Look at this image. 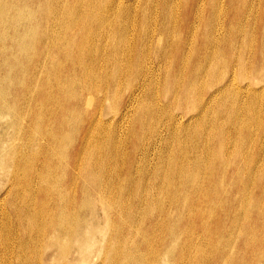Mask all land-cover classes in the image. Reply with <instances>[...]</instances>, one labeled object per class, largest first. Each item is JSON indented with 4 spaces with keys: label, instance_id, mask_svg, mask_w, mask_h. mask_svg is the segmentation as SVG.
Masks as SVG:
<instances>
[{
    "label": "bare ground",
    "instance_id": "1",
    "mask_svg": "<svg viewBox=\"0 0 264 264\" xmlns=\"http://www.w3.org/2000/svg\"><path fill=\"white\" fill-rule=\"evenodd\" d=\"M19 1H17V2H19ZM45 1L48 2V0H44V2ZM119 1L110 0L109 3L107 4V6L105 7V12L102 13L103 16H101V21L99 22L100 27H99V31H98V33H99L98 37H100V40H102L104 38V41L102 40L98 44L95 43L96 45H94V46H92L91 44H90L91 46L89 45L88 50H87V57H89V61H90L89 65L88 66L82 65L79 72L76 73V75H73L74 74L73 73L72 74L73 76L70 77L72 85L76 84L77 90L73 94L65 95V98L60 97V99L55 100V103H56V105H54L56 107L55 115L54 114L49 115V117H48L49 121L46 124L47 127L46 126L42 127V129H45L44 130L45 132L43 134H41L42 137H40V139L37 142H35L36 144L34 147L32 146L31 152L27 151L26 154L21 153L20 155L17 156L16 159H18L19 161H22V162L24 161L23 159L26 158L27 155L30 157V160H28L29 163H27V170H26L27 174L25 176H20L19 174H15V173H13L12 176L7 175V176H9L8 177L9 178L8 183L10 185L8 184L9 186L7 188L6 194H8L10 196L13 194V196H15L16 193H22V192L25 193V196L23 197L24 203H22V204L20 203L21 205L19 204L18 206H17V204L16 205L14 204L13 200L11 199L12 197L11 198L9 197V199L7 201L9 209L2 210L1 211L2 214L0 216V218H1L0 220L2 221V223L4 225H5L4 222H6V221L9 222L7 224L8 225L7 228L10 227V224H12L13 227L14 226L17 227V230H18V234H16L17 235L16 236L17 237L16 242H17V248H18V255L17 256L13 255V256H16V258L11 256L12 258L16 259V261L13 260V262H16L14 264H42V263H40L41 259H43L41 257H42V255L46 256L48 254V253H46L47 250H44L42 253H40V256H38L39 259L37 257L35 259V254L33 256H32V254H30V255L28 254V248L30 249L32 246H37L38 243H41L42 245H44L48 248L59 246L58 248L60 249V251L62 253H68L69 250H67L68 249L67 243H68L70 236H71V238L74 237V240L72 241V243L74 244V242H75V244H76V246H75L76 249H74V251L75 250L76 251H78V250L82 251L83 248H86V249L90 248V250H91V248L93 247L92 242L96 241L95 238H93V236H92V235H94L93 230H95V229L94 228L92 229L89 227L90 222H89V219L87 218V215H88L87 211L90 212V210H92V211L94 210V213H95L97 210L96 208H98L99 206L102 209L104 207L105 208L107 207L105 199H104L105 198L104 196L106 194L105 192L107 190H109L110 193H112L109 196H107V197H111V198H113L116 195V194L113 195L114 193L118 194L120 192L121 193L127 192V193L134 194L135 201H137L136 205L135 204H134V206L132 205V210L134 212H137L140 210L139 207H140L141 202H142V204H144L142 209L143 208L148 209V210L151 209L150 207L153 206V205L152 206L150 205L151 204L150 203L151 196H150V198L147 196H148L150 191L152 192L154 190V188H157V187L153 186L154 184L152 183V182H154L152 180V178L153 177L155 178V176H157V175L155 173V176H154V173L149 172V170H143L144 168L140 164V162H142V163L148 162L149 163L150 162L149 158H151V157L147 156L148 153L146 155H145V153L144 154L142 153L143 155H140L139 159H138V156H137L138 152L137 151L144 144H147L146 148H150V146L152 148L153 147L155 148L156 145L159 144V145H161L160 149L164 148L165 150L168 149V151H171V154H169L168 156H164V160H166L167 162L170 161L169 163L173 167V170L177 171L178 173L180 172V174H182V173L184 175H186L187 173L189 174L191 171V169H190L191 165H186L185 162H183L184 158L182 156H184V155L181 156L180 154H183L186 151H196V143L192 140H190L191 142L187 141V139H188L187 137L190 136L189 135L190 134L189 133L190 128H193L195 130V133L197 134L196 138H198L199 141H200V139L203 140L205 138V136H206L207 140L209 142L211 140L212 143L214 142L213 141L214 139H217L219 149L222 151L221 156H223L224 158H230V157L232 158V157L238 156L239 158H236V161H239L242 164V166L244 168V173H246V171L250 172L249 169L256 170L258 168L259 176L257 175V172H256V174H254V175L252 174L253 178L255 177V175L257 176L256 177L257 180L261 177L264 178V154L259 155V152H257V151H260L261 149H263L264 145L262 144L261 146H257L256 142L250 143V140H249L248 147L252 146L255 152L249 151L248 153H247V151H245V149H242L241 143H240L241 145L238 144V145L231 146L230 142L232 143V139H230L231 135L229 136V133L231 131H234V133H235V132H239L242 130V132H246V133L250 134L251 127H249V124H244L243 122L238 123V126H236L235 124H232V125L229 124L233 127L231 129H230V127L227 126V123H229V121H230L228 119L229 116H233V115H251V116L252 115H264V97H262L261 101L258 100L260 97V93L262 91H264V12L260 11L258 9V7H256V10H254L256 12L252 13L254 6H252V10L251 9L248 10L246 8V5H247L246 1L241 2L240 7L238 5L236 7H234V5H232V3L235 0H219L221 2L222 6H225L223 8V12L221 14L222 18H224V24L222 26L219 24V19H220V18H218L219 17V15H218L219 11L217 10V12H216V10H215L216 6H217L216 2L218 0H183L182 4L179 3V5H182V8H181L182 10H180V9L177 10V8L175 9L174 8L175 6L174 7L172 6L171 9H170V7H169V9L168 8L164 9V6H162V10H159L158 8H154V9L151 8V10L153 9L151 11V13L153 14V17H152L153 21L150 24H148L147 26H144L142 28L136 27L133 42L128 41V42H130V44H128L126 46L127 49L123 52H120L119 50L121 49V47L119 48V45H118L120 42H118L116 40V37L111 38L112 35H114V34L111 35L110 27L115 25V21H114L115 19H108L107 20V18H105V16L108 17L111 13H113L114 15L116 13V15L118 16V14H119L118 11H120L119 5L122 4L121 1L120 2ZM136 1H139V0H136ZM149 1H151V0H149ZM63 2H65V0ZM145 2H147V0H145ZM166 2L167 1H164L165 5L167 4ZM171 2H173V1H171ZM133 3H134V1H133ZM4 4H2V5H4ZM252 4H253V2H252ZM48 5H51V4H48ZM167 5H170V4L168 3ZM257 5H258V3H257ZM142 6H144V5H142ZM154 6H156V5H154ZM157 6H160V4ZM229 7L232 8L231 12H230ZM8 8H9V6H8ZM45 8H46V6H45ZM61 8H63V6ZM56 10H57V8H56ZM206 11H208V16L205 17L204 12H206ZM148 13H150V12H148ZM250 13L252 16L257 17L260 20V22H257L256 20L251 21L253 23V27L257 26V28H261V31L258 35H256L255 30H252V31L247 30V29L245 30L243 28V26H240L239 19L237 20V22L235 21L236 18L240 17L238 15H248ZM12 14H13V12H12ZM142 14H143V12H142ZM139 15H140V13H137L134 11V14H133L134 21L136 19H138V20L142 19V16H139ZM66 17H68V16H66ZM213 17H214V20H213ZM46 18H48V17L46 16ZM110 18H111V16H110ZM43 20L46 21L45 18ZM48 20H49V18H48ZM246 20H247V18H246ZM142 21L143 20L139 21V23H141ZM234 21H235L236 25H235ZM135 23H137V22L135 21ZM22 25H23V23H22ZM233 25H235V26L232 28ZM1 26H3V25H1ZM138 26H139V24H138ZM140 26H141V24H140ZM14 33H16V32H14ZM121 36H122V34H121ZM111 39H112V41H111ZM128 39H130V38H128ZM245 39H247V40H245ZM35 43H36V41H35ZM13 44H15V43H13ZM126 44H127V42H126ZM10 46H11V44H10ZM47 47L48 46H46V48ZM35 48H38V47H35ZM2 49L3 48H1V50ZM55 49H56V47H55ZM56 51H57V49H56ZM11 52H13V51H11ZM72 52H74V51H72ZM106 52H109V54H110V52L111 53L113 52L111 54V58L104 55ZM119 54L122 56V59L119 58L120 57ZM85 57H86V55H85ZM192 57H193V59H192ZM35 58H37V57H35ZM78 58H79V56H78ZM108 58H109V60H111V62L108 61ZM146 58H147L149 63H151V62L152 63L149 65H144ZM4 61H6V60H4ZM70 61H71V59H70ZM28 64H31V63H28ZM112 64H114V66H115V68H113V69H111L112 67H114V66H112ZM219 64H222L224 68L218 67ZM16 65H18V64H16ZM20 65H21V63H20ZM32 66H34V65H32ZM109 66H112V67L110 68ZM105 67H108L109 69H105ZM128 67H131L132 69H134V71L136 73H142V77H141V80L139 82H135L133 84V80H131V82L126 84L125 87L122 88V90L117 89L115 91L116 95H120V97H119L120 103L117 105V108L114 110V113H116L119 116V120L124 121V119L126 117H128L129 122L131 121V126L127 132L132 131L131 134L133 137L130 138L128 141H125V138L122 139V137H120L121 135H119V137H117L116 139H113L116 136H118L116 134V130L113 129V130L108 132L107 130H109L110 128L107 125L110 123H108L107 121L104 122L102 119V114H103L102 111H103L104 99L106 96L105 94L107 91V86H104L103 83L101 84V80H102L103 73L104 74L109 73V75H111L113 73V71H115V73L122 74V73L126 72ZM160 67H162L161 71L162 70L165 71V72L163 71L164 72V78H163L164 81H162L161 83L159 82L160 78L158 79L160 72L157 71V73L155 74V70L159 69ZM69 68H70V70L71 69L73 70V69H75V65H70ZM67 69H68V67H67ZM104 69H105V71H104ZM23 72H21V73H23ZM50 72H51V70H50ZM4 73H6V71ZM44 73H46V72H44ZM176 75H178L177 78H175ZM251 78H258V79H262V80H253ZM23 79H24V77H23ZM32 79H33V77H32ZM35 79H37V78H35ZM41 79H43V78H41ZM67 79H69V78H67ZM120 80H122V79H120ZM244 80H252V81H250L249 83H246L243 87H241V85H239L237 82L238 81H244ZM107 82L108 81H106V83ZM260 82L263 86L262 89H259V87H252V84H257ZM41 83H42V81H41ZM215 83H216V85H215ZM65 84H66L65 82L59 81L57 83V86L60 90L61 89L65 90V88H66ZM11 85H13V84H11ZM30 85H31V83H30ZM108 85H111V84H108ZM2 86H3V88H6V87H4V85H2ZM2 86H1V88H2ZM16 86H18V85H16ZM23 87L24 86H22L21 88H23ZM13 88H15V87H13ZM33 88H35V86ZM160 88H163V92L161 94L158 93ZM15 89H17V88H15ZM255 89H259V90L255 91ZM144 90H147V92H144ZM29 91H31V90H28V92ZM124 92H127V97L125 98L124 103L121 105V99H122ZM44 93H45V91H44ZM17 97H16V99H17ZM67 97H70L71 100L68 99ZM110 97H111V95H110ZM4 98H6V97H4ZM162 99L166 100L165 103H163V104H162ZM191 99H193V102L190 101ZM48 100H50V99H48ZM185 101H188V103H189V105H188L189 110L188 111L187 110L182 111V108H184L183 104ZM34 102H35V100H34ZM42 104L43 103H41V105ZM120 106H122V108ZM27 107H28V105H27ZM41 109H43V108H41ZM173 109L180 110V112L175 113L173 111ZM161 110L163 112H157V111H161ZM226 110H227L226 114L228 115L227 120H229V121L225 125L223 120L221 122H217L216 115H218L221 112L224 114V112ZM261 111H263L262 114H261ZM20 114H22V113H20ZM223 114H221V115H223ZM4 115H6V114H4ZM4 115H2V116H4ZM146 115L147 116L149 115V117H151V121L147 124H146V121H147ZM161 115H166L165 116L166 119L164 121H161ZM193 115H196L195 118H193V119H195L194 123L188 124V127L184 128V129H178L177 126L173 125L174 122L181 120L184 117L187 118L188 116H189L188 118H191ZM43 116H44V113H43ZM201 117H204V118L200 120ZM188 118H187V120H189ZM109 120H111V119H109ZM235 121H236V119H235ZM106 123H108V124H106ZM21 124H22V122H21ZM114 124H116V123L114 122ZM41 125H44V124L42 123ZM251 125H253V124H251ZM205 129L208 130L207 135H209L210 137L205 135V133H204ZM24 130H26V129H24ZM145 131H147L148 133L145 134ZM182 133L185 135V138L183 140L180 137V134H182ZM191 135H193V133H191ZM27 136L30 137L31 134L27 135ZM174 136H176V138L178 136V138H177V141H175L176 142L175 145H171L172 143L170 144V137L174 138ZM237 136H239V135H237ZM182 137H184V136L182 135ZM42 138L44 140H42ZM173 138H172V140H173ZM103 140H105L108 143V145L104 141L105 144L102 146ZM233 140H234V138H233ZM41 141H43V142H41ZM201 144H203V143H201ZM12 146H15V145H12ZM248 147L246 150H248ZM2 148H4V147H2ZM18 148H20V146ZM210 150H211V148H210ZM202 151H203V149H202ZM166 152L167 151H165V153ZM200 152H201V150H200ZM168 153L169 152H167V154ZM250 153H252V154H250ZM117 156H118V158H121V160L123 162L120 160L121 163H118L117 162L118 160H117L115 165H114V164H112V162L114 161L113 160L114 158L118 159V158H116ZM186 158H188V157L186 156ZM202 158H204V157H202ZM202 158L200 155L197 156V159H202ZM210 158H211V156H210ZM7 159H8V157H7ZM38 159L40 160V163H39L40 166H38L37 163L35 162ZM164 160H162V161H164ZM196 161H198V160H196ZM153 162H155V161H153ZM167 162H166V164H167ZM188 162L189 161H187V163ZM166 164L165 165L163 164V165L166 166ZM6 167H7V165H6ZM139 167H142L143 169L139 168ZM219 167H220V165H219ZM51 168H53L54 170L56 169V170L61 172V174L59 176L58 175H55L56 177L53 176V178H54L53 180H50V178L48 177V175H50V169ZM58 168H60V169H58ZM156 169H158V168H156ZM163 170H164V168H163ZM173 170L171 171V167H170V171L173 172ZM157 171H159V170H157ZM165 171L163 173H161L162 176H160V177H163L162 180L168 177V175H167L168 172L167 171L165 172ZM153 172H155V171H153ZM148 174H149V178L147 179L146 182H143V180H142L143 176L148 175ZM175 174H176V172H175ZM173 176H175V175H173ZM173 176H171V178H169V179L174 178ZM217 176H219V175H217ZM180 178H182V177L180 176ZM215 179H216V177H215ZM179 180L180 179H178V181ZM0 181H1V179H0ZM157 181L158 180L156 179V182ZM163 182H165V181H163ZM169 182H170V180H169ZM173 183H174V181H173ZM165 184H166V182H165ZM237 184H238V182H237ZM176 185H178V184L176 183ZM261 185H262V183H261ZM157 186H159V185H157ZM258 186H259V184H258ZM177 188H179V187H177ZM216 188L217 187H215V190H216ZM223 188L221 187L219 189H223ZM252 188H253V186H252ZM19 189H20V191H19ZM162 190H164V188H162ZM166 190H164V191H166ZM208 190H209V188H208ZM145 193L147 194V196ZM224 193H226V192H224ZM239 193H241V192H239ZM158 195L159 194H157V197H158ZM170 195H169V197H170ZM153 197H154V195H153ZM166 197L168 198V196H166ZM125 198H127V200H128V197H125ZM177 198H175V199H177ZM123 199H124V197H123ZM196 199H198V198H196ZM196 199H195V201H196ZM231 200H233V198H231ZM233 202H234V200H233ZM33 203L35 204V206H33ZM132 203H134V200ZM177 203H178V201H177ZM7 204H6V206H7ZM98 204H99V206H97ZM128 205H129V203H128ZM13 206H15V207H13ZM121 206H122V204H121ZM172 206H173V204H172ZM174 206L176 207L177 205H174ZM192 207H190V208H192ZM33 208H34V212H32ZM169 208H170V204H169ZM125 209H126V202H124V204H123V209L121 207V210H123L124 212L127 210V209L126 210ZM223 209H224V207H223ZM148 210L146 211V213L144 212L145 215H150L149 213H151V212H148ZM103 211H105V210H103ZM254 211L256 212V210H254ZM131 213H129V215ZM189 214H190V212H189ZM259 215H260V213H259ZM262 215H264V214H262ZM38 216H41V218H42L41 226L37 225L38 223L34 222V219H36ZM136 217H137V215H136ZM154 217L151 218L150 223L153 222ZM161 217H162V215H158V220L161 219ZM190 217H192V216H190ZM143 218H145V217H143ZM171 219H173V218H171ZM250 219H251V217H250ZM259 219L260 218H258V220ZM106 220H107V218H106ZM129 220H130V218H129ZM139 220H141V219H139ZM158 220H157V222H158ZM196 221H198V220H196ZM241 221H243V220H241ZM46 224H49L50 230L52 231L50 233V235L48 233L43 234V232L40 231L41 228H43L44 225H46ZM166 225H164V226L166 227ZM174 225H175V223H174ZM0 227H2V226H0ZM99 228H96V230ZM243 228H244V226H243ZM2 229L0 230V232H2ZM13 230H14V228H13ZM13 230H9V231L11 232ZM117 231H119V230H117ZM191 231L193 233L192 229H191ZM252 231H255V230H252ZM6 232H8V231H6ZM110 233H111V231H110ZM127 233H128V231H127ZM241 234H243V233H241ZM11 235L13 236V234H11ZM143 235H144V233H143ZM177 235L179 236V234H177ZM188 235H191V234H188ZM99 236H102V235H99ZM155 236H157V234ZM242 236H245V235H242ZM221 237H222V235H221ZM238 237H240V236H238ZM103 238H105V237H103ZM157 238H159V237H157ZM226 238H227V236H226ZM2 239L0 242H3V243L7 240V239L6 240L4 239L5 241L4 240L2 241ZM200 239H201V237H200ZM197 240H198V238H197ZM237 240H236V242H237ZM122 241L125 242L124 239ZM189 241H191V239ZM8 242H10V241H8ZM13 242H15V241H13ZM130 242H132V241H130ZM230 242H231V240H230ZM255 243H256V241H255ZM12 244H11V247H12ZM101 245H102V243H101ZM159 245H160V247H159V250H157V253H158V251L160 252L161 248H162L161 243H159ZM230 245H232V244H230ZM134 246H135V244H134ZM214 246H215L214 247L215 251H213V252H216V258H215L214 264H216V263H219L220 261H222V258H224L223 256H224L225 252L223 250L224 248L221 250V247L219 248V246L216 245L215 243H214ZM164 247H165V245H164ZM128 248H129V246H128ZM86 249H84V250L86 251ZM124 249H126V248L124 247ZM0 250H2V249H0ZM4 250L6 251V249H4ZM169 250L170 249H166L165 252L168 253ZM2 251H0V253ZM15 251L13 252V254L15 253ZM121 251H122V249H121ZM148 251H151L150 248L148 249ZM140 252L136 253L134 255L133 259H135L137 261L138 260L139 261L146 260V256L143 253H142L143 255H141ZM182 252L180 251L179 259L176 261L177 262L176 264L182 263V260L180 257V256H182ZM90 253H91V251H90ZM262 253H261V255H262ZM2 254L5 255L4 253H2ZM82 254H84V253H82ZM225 254H227V253H225ZM71 255H72V257H74L73 252L71 253ZM210 255H212V253H210ZM258 256H260V255H258ZM56 258H57V256H56ZM105 258H106V256H105ZM208 258H209V256H208ZM1 259H3L2 255H0V260ZM185 259H186V257H185ZM88 261H87V263H88ZM152 261H154L153 264H159V259L157 258V256L153 257ZM204 261H206V260H204ZM240 261H241V259H240ZM46 263L47 262L45 261V264ZM56 263H57V261H56ZM129 263H131V262H129ZM201 264H203V263H201Z\"/></svg>",
    "mask_w": 264,
    "mask_h": 264
},
{
    "label": "rangeland",
    "instance_id": "2",
    "mask_svg": "<svg viewBox=\"0 0 264 264\" xmlns=\"http://www.w3.org/2000/svg\"><path fill=\"white\" fill-rule=\"evenodd\" d=\"M17 1H19V0H17ZM17 1L16 0H14V1L13 0H7V1L6 0H0V6H1L0 7V51L2 52V53L0 52V99H1L0 100V179H1V181H0V184H1L0 185V216L2 214L1 213L2 210L9 209L8 204H7L9 197L10 198L12 197L11 199L13 200L15 205L17 204V206L20 203L21 204L24 203V201H23V197L25 196L24 192L16 193L15 196H13V194L11 196L6 194L7 188L10 185L8 183V179H9L8 177L9 176H12L13 173L19 174L20 176H25L27 174V172H26L27 163H29L28 160H30V157L27 155L26 158L23 159L24 160L23 162L19 161L16 158L21 153L26 154L27 151L31 152L32 146L34 147L36 144L35 142H37L40 139V137H42L41 134H43L45 132L44 131L45 129H42V127H45L47 122L49 121V119H48L49 115L50 114L55 115V110H56V107L54 106V105H56L55 100L60 99V97L65 98V95L73 94L77 90L76 84L72 85L70 77L73 75H76V73L79 72L82 65H87V66L89 65L90 61H89V57H87V50H88L89 45L91 44L92 46H94V45L98 44L99 42H101L102 40L104 41V38L102 40H100V37H98V34H99L98 31H99V27H100L99 22L101 21V16H103L102 13L105 12V7L107 6V4L109 3L110 0H74V1L73 0H65V2H63L64 0H48L49 3L47 1L44 2V0H29V1L28 0H20L19 2H17ZM116 1H119V0H116ZM120 1L122 4L119 5L120 11H118V13H119L118 16L116 15V13H115V15L113 13H111L108 17L105 16V18H107V20L108 19H115L114 20L115 25L110 27L111 35L114 34V35H112L111 38L116 37V40L118 42H120L118 44L119 48L121 47V49L119 50L120 52L125 51L127 49L126 46L128 44H130V42H133L136 27L142 28L144 26H147L148 24H150L153 21V18H152L153 14L151 13V11L154 8H158L159 10H162V6H164V9L165 8L169 9V7L171 9L172 6L173 7L175 6L174 7L175 9L177 8V10L178 9L182 10L181 9L182 5H179V3L182 4V2H183V0H151V1L147 0V2H145V0H139V1H136V0H120ZM133 1H134V3H133ZM164 1H167L166 3L167 4L169 3L170 5H167V4L165 5ZM171 1H173V2H171ZM243 1H246V3H247L246 8L248 10H250V9L252 10V6H254L252 13L256 12V11H254V10H256V7H258V9L260 11L264 12V0H235V1H233L232 5H234V7H236L237 5L240 7L241 2H243ZM252 2H253V4H252ZM216 3H217L216 4L217 6H216L215 10H216V12H217V10L220 12V13L218 12V15H219L218 18L221 19V20L219 19V24L223 26L224 18H222L221 14H222L223 8L225 6H222V4L219 0ZM257 3H258V5H257ZM2 4H4V5H2ZM48 4H51V5H48ZM159 4H160V6H157ZM142 5H144V6H142ZM154 5H156V6H154ZM8 6H9V8H8ZM45 6H46V8H45ZM62 6H63V8H61ZM56 8H57V10H56ZM151 8H153V9L151 10ZM229 9L231 12L232 8L229 7ZM134 11L137 13H140L139 16H142V19H140V20L136 19L135 20L139 24V26L137 23H135V21L133 19L134 18V16H133ZM147 11L150 13H148ZM12 12H13V14H12ZM142 12H143V14H142ZM204 15H205V17L208 16V11L204 12ZM46 16L49 18V20H48V18H46ZM66 16H68V17H66ZM110 16H111V18H110ZM238 16H240V17L236 18L235 21L237 22V20L239 19L240 26H243V28L245 30L246 29L251 30V31L255 30L256 35H258L260 33L261 28H257V26L253 27V23L251 22L252 20H256L257 22H260L259 18L252 16L251 13L248 15H238ZM44 18L46 19V21L43 20ZM246 18H247V20H246ZM141 20H143V21L141 23H139V21H141ZM213 20H214V17H213ZM235 21H234V23H235ZM22 23H23V25H22ZM140 24H141V26H140ZM1 25H3V26H1ZM235 25H236V23H235ZM235 25H233L232 28ZM14 32H16V33H14ZM121 34H122V36H121ZM128 38H130V39H128ZM245 40H247V39H245ZM35 41H36V43H35ZM111 41H112V39H111ZM128 41H130V42H128ZM126 42H127V44H126ZM13 43H15V44H13ZM10 44H11V46H10ZM46 46H48V47L46 48ZM35 47H38L39 49L35 48ZM55 47H56L57 51H56ZM1 48H3L2 49L3 51L1 50ZM11 51H13V52H11ZM72 51H74V52H72ZM112 53L110 52V54H109V52H106L104 55L111 58ZM85 55H86V57H85ZM78 56H79V58H78ZM119 56H120L119 58L122 59V56L120 54H119ZM35 57H37V58H35ZM109 58H108V61L111 62V60H109ZM70 59H71V61H70ZM192 59H193V57H192ZM4 60H6V61H4ZM20 63L23 67L20 65ZM28 63H31V64H28ZM151 63H149L147 58H146L144 65H149ZM16 64H18V65H16ZM32 65H34V66H32ZM70 65H75V69L70 70V68H69ZM112 66H114V64H112ZM112 66H109V67L111 68ZM67 67H68V69H67ZM218 67L224 68L222 64H219ZM113 68H115V66L112 67L111 69H113ZM105 69H109V68L105 67ZM105 69H104V71H105ZM161 69H162V67L155 70V74L157 73V71L160 72L159 73L160 75L158 76V79L160 78L159 79L160 83L162 81H164L163 78H164V72H165L164 70L161 71ZM50 70H51V72H50ZM5 71H6V73H4ZM21 72H23V73H21ZM44 72H46V73H44ZM23 77H24V79H23ZM32 77H33V79H32ZM141 77H142V73H136L134 71V69H132L131 67H128L126 72H124L122 74L115 73V71H113V73L111 75H109V73L108 74L103 73L101 84L103 83L104 86H107V91H106V94H105L106 96L104 99L102 119L104 122L107 121L108 123H110V124L106 123V124H108L107 126H109V128H110L109 130H107L108 132L113 130V129L116 130V134L118 136H116L113 139H116L117 137H119V135H121L120 137H122V139L125 138V141H128L130 138L133 137L131 134L132 131L127 132L131 126V121L129 122V118L126 117L124 119V121H122V120H119V116L116 113H114V110L117 108V105L120 103V100H119L120 95H116L115 91L117 89L122 90V88H124L126 84L131 82V80H133V84L135 82H139L141 80ZM177 77H178V75H176L175 78H177ZM35 78H37V79H35ZM41 78H43V79H41ZM67 78H69V79H67ZM120 79H122V80H120ZM251 79L262 80V79H258V78H251ZM41 81H42V83H41ZM59 81L65 82L67 84V85L65 84V87H66L65 90L64 89L60 90L58 88L57 83ZM106 81H108V82L106 83ZM250 81H252V80L238 81L237 83L239 85H241V87H243L246 83H249ZM30 83H31V85H30ZM11 84H13V85H11ZM108 84H111V85H108ZM2 85H4V87H6V88H3ZM16 85H18V86H16ZM215 85H216V83H215ZM1 86H2V88H1ZM22 86H24V87L21 88ZM34 86H35V88H33ZM13 87H15L17 89H15ZM252 87H259V89L263 88L261 82L257 83V84H252ZM259 89H255V91H257ZM28 90H31V91L28 92ZM44 91H45V93H44ZM144 92H147V90H144ZM162 92H163V88H160L158 93L161 94ZM110 95H111V97H110ZM4 97H6V98H4ZM16 97H17V99H16ZM126 97H127V92H124L122 99H121V105L124 103V100ZM262 97H264V91H262L260 93V97L258 100L261 101ZM47 98L50 100H48ZM67 98L71 100L70 97H67ZM34 100H35V102H34ZM165 101H166L165 99H162V104L165 103ZM190 101L193 102V99H191ZM41 103H43V104L41 105ZM27 105H28V107H27ZM188 105H189L188 101H185L183 104L184 108H182V111H186V110L188 111L189 110ZM120 107L122 108V106H120ZM41 108H43V109H41ZM173 111L175 113L180 112V110H176V109H173ZM157 112H163V111L161 110V111H157ZM226 112H227V110L224 112L225 115L222 112L219 113L218 115H216L217 122H221L223 120L225 125H226V123L230 120L229 123H227V126L230 127V129L233 128L231 126L232 124H235L236 126H238V123H241V122H243L244 124H249V127H251L250 134H248L246 132H242V130L239 132H235V133H234V131H231L229 133V136L231 135L230 139H232V143L230 142L231 146L238 145L241 143L242 145L241 144L240 145H241L242 149H245V151H247V153H248L249 151L255 152L252 146L248 147L249 140H250V143L256 142L257 146H261L262 144L264 145V117H263L264 115H252V116L251 115H233V116L228 117ZM20 113H22V114H20ZM43 113H44V116H43ZM262 113H263V111H261V114ZM4 114H6V115H4ZM221 114H223V115H221ZM2 115H4V116H2ZM165 116L166 115H161V121H164L166 119ZM195 116L196 115H193L191 118H188L189 117L188 116L187 118L189 120H187V118L184 117L183 119L174 122L173 125L177 126L178 129H184V128L188 127V124L194 123L195 119H193V118H195ZM227 117L229 120H227ZM203 118L204 117H201L200 120ZM109 119H111V120H109ZM146 119H147L146 124L151 121V117H149V115L148 116L146 115ZM235 119H236V121H235ZM21 122H22V124H21ZM114 122L116 124H114ZM42 123L44 125H41ZM229 124H231V125H229ZM251 124H253V125H251ZM24 129H26V130H24ZM207 131L208 130H206V129L204 130L205 135H207ZM147 133L148 132L145 131V134H147ZM189 133H190L189 134L190 136L188 135L189 137H187L188 138L187 141L191 142L190 140H192L196 143V151H186L187 153L182 152L183 154H180L181 156L184 155V156H182L185 160V161L183 160V162H185L186 165H191V167H190L191 171L189 174L187 173L186 175H184L182 172H181L182 174H180V172L178 173L177 171H174L173 167L169 163L170 161L167 162L166 160H164V156H168L169 154H171V151H168V149L165 150L164 148L160 149L161 145H159V144H157L155 148L153 147L154 149L151 146H150V148H146L147 144H144L137 151L138 152V154H137L138 159H139V156L143 155L144 153H145V155L148 153L147 156L151 157V158H149L150 159L149 163L148 162H146V163L140 162V164L143 166L144 169L142 167H139V168H142L143 170H149V172L154 173V176H155V173L157 175V176H155V178L154 177L152 178V180L154 181V182H152L154 184L153 186H155L157 188H154V190L152 192L150 191L148 196L145 193L147 197L150 198V196H151V198H150L151 204L150 205L151 206L153 205L152 207H150L151 209H149V210L145 209V208L142 209L144 204H142V202H141L140 207H139L140 210L137 212H134L132 210V205L134 206V204L135 205L137 204V201H135V198H134V194L127 193V192H122V193L120 192L118 194L114 193L113 195H115V194L116 195L113 198H111V197H107L110 194H112V193H110L109 190H107L105 192L106 194L104 196L107 207L106 208L104 207L102 209L98 204L97 206H99V207L96 208L97 210L95 213H94V210L93 211L90 210V212L87 211L88 215L86 214L87 218L89 219V222H90L89 227L92 229L93 228L95 229V230H93L94 235H92V236H93V238H95L96 241L92 242L93 245L91 244L93 246L92 247L93 249L91 248V250H90V248H87V249L83 248L82 251H79V250L74 251V249H76V247H75L76 244H75V242H74V244L72 243V241L74 240V237L71 238V236H70L68 243H67L68 244L67 250H69L68 253H62L60 251V249L58 248L59 246L48 248V247L42 245L41 243H38L37 246H32L30 249L28 248V254L29 255L32 254V256L35 254V259H36V257L38 258V256H40V253H42L44 250H47V252H46V253H48L46 255L47 257L44 255H42V257H41V258H43V259H41V262H40L42 264L43 263L45 264V261L47 262L46 264H61V263L62 264H68L69 262H70L69 264H83V263L84 264H153L154 261H152V260H153V257H155V256H157V258L159 259V264H173V263L176 264L177 263L176 261L179 259L180 251L181 252L183 251L182 256H180L181 260H182L181 264H201V263H203V264H214L215 258H216V252H213V251H215L214 250V247H215L214 243H215L216 245L219 246V248L221 247V250L224 248L223 249L224 252L227 253V254L224 253V256H223L224 258H222V261H220L221 263L219 262L216 264H229V263L230 264H261V263L264 264V262H263L264 261V218H263L264 215H262V214H264V197H263L264 196V193H263L264 192V182H263L264 178L261 177L257 180L256 175L253 178L252 174L254 175V174H256V172H257V175L259 176L258 168L256 170H254L253 168H252L253 170L249 169L250 172L246 171V173H244V168H243L242 164L239 161H236V158H239L238 156L232 157V158L231 157L230 158H224L223 156H221L222 151L219 149L217 139H214L213 140L214 142L212 143L211 140L209 142L205 136V138L203 139L204 141L201 139L199 141L198 138H196L197 134L195 133V130L193 128H190ZM191 133H193V135H191ZM30 134L32 137L27 136ZM182 135L184 137H182ZM237 135H239V136H237ZM207 136L210 137L209 135H207ZM180 137L183 140L185 138V135L182 133V134H180ZM172 138L173 137H170V144L172 143L171 145H175V143H176L175 141H177L178 136H177V138H176V136H174L173 140H172ZM233 138H234V140H233ZM42 140H44V139L42 138ZM104 141L105 140H103V142H102V146L106 142V141L105 142ZM41 142H43V141H41ZM201 143H203V144H201ZM12 145H15V146H12ZM107 145H108V143H107ZM19 146H20V148H18ZM2 147H4V148H2ZM247 147H248V150H246ZM210 148H211V150H210ZM202 149H203V151H202ZM200 150H201V152H200ZM165 151H167L169 153L167 154V152L165 153ZM257 152H259V155L260 154L263 155L264 154V146H263V149H261L260 151H257ZM197 154L200 155L201 158L202 157H204V158L197 159V156H198ZM250 154H252V153H250ZM186 156L188 158H186ZM210 156H211V158H210ZM7 157L9 160L7 159ZM116 158H118V156ZM195 159L198 161H196ZM113 160L114 161L112 162V164H114V165H115L117 160H118L117 161L118 163H121V161H122L121 158H118V159L114 158ZM152 160L155 162H153ZM162 160H164V161H162ZM187 161H189V162L187 163ZM35 162L37 163L38 166H40V164H39L40 160L39 159L36 160ZM166 162H167V164H166ZM163 164L164 165L166 164V166H164ZM6 165H7V167H6ZM219 165H220V167H219ZM170 167H171V171L173 170V172L170 171ZM156 168H158V169H156ZM163 168H164V170H163ZM58 169H60V168H58ZM157 170H159V171H157ZM165 170L168 172V174H167L168 177L162 180L163 177H160V176H162L161 173H163ZM153 171H155V172H153ZM175 172H176V174H175ZM60 174H61L60 171H58L56 169L54 170L53 168H51L50 169V175H48V177L50 178V180H53L54 179L53 176L56 177L55 175L59 176ZM7 175H9V176H7ZM173 175H175V176H173ZM217 175H219V176H217ZM171 176L174 177V178H172L173 180L169 179V178H171ZM180 176L182 178H180ZM215 177H216V179H215ZM148 178H149V174L144 175L142 178L143 182H146ZM156 179L158 180L157 182H156ZM178 179H180L182 182L180 180L178 181ZM169 180H170V182H169ZM163 181H165L166 184ZM173 181H174V183H173ZM236 181L238 182V184ZM155 183L159 186H157ZM176 183L178 185H176ZM261 183H262V185H261ZM258 184H259V186H258ZM176 186L179 188H177ZM252 186H253V188H252ZM215 187H217L216 190H215ZM221 187L222 188L224 187V188L219 189ZM162 188H164V190H166V189L167 190L164 191V190H162ZM208 188H209V190H208ZM19 191H20V189H19ZM224 192H226V193H224ZM239 192H241V193H239ZM157 194H159L158 197H157ZM153 195H154V197H153ZM169 195H170V197H169ZM166 196H168V198ZM123 197H124V199H123ZM125 197H128V200ZM175 198H177V199H175ZM196 198H198L199 200ZM231 198H233L234 202H233V200H231ZM132 199L134 200V203H132L133 202ZM195 199H196V201H195ZM177 201H178V203H177ZM124 202H126V209H127V210L125 209L126 210L125 212L123 210H121V207L123 209ZM128 203H129V205H128ZM168 203L170 204V208H169ZM6 204H7V206H6ZM121 204H122V206H121ZM172 204H173V206L174 205H177V206L173 207ZM33 206H35L34 203H33ZM13 207H15V206H13ZM190 207H192V208H190ZM223 207H224V209H223ZM103 210H105V211H103ZM147 210H148V212H151V213H149L150 215H145ZM254 210H256V212ZM32 212H34V208L32 209ZM189 212H190V214H189ZM129 213H131V214L129 215ZM259 213H260V215H259ZM136 215H137V217H136ZM158 215H162L161 219H159V220H158ZM142 216L145 218H143ZM190 216H192V217H190ZM152 217H154L153 222L150 223V220ZM250 217H251V219H250ZM106 218H107V220H106ZM129 218H130V220H129ZM171 218H173V219H171ZM258 218H260V219L258 220ZM139 219H141V220H139ZM195 219L198 221H196ZM157 220H158V222H157ZM241 220H243V221H241ZM34 222L38 223L37 225L41 226V223H42L41 216H38L36 219H34ZM1 223H2V221L0 220V226H2V227H0V230L3 228L2 229L3 233L0 232V234L3 236L2 237L0 235V241L3 238L2 241L4 239L5 240L7 239L6 241L7 242L10 241V242L7 243L5 240H4L5 241L4 243L0 242V245L3 243L0 246V249L3 250V251L0 250V251H2L0 253V255H2V258H3L0 260V264H14L16 262H13V260L16 261V259H14V258H16V256L18 255V248H17V242H16V239H17L16 234H18V230H17V227H15V226L13 227L12 224H10V227L7 228V226H8L7 224L9 223L7 221L4 222L5 225L3 223L2 224ZM174 223L176 226L174 225ZM164 225H166V227ZM243 226H244V228H243ZM13 228H14V230H13ZM96 228H99V229L96 230ZM190 228L193 230V233H192ZM9 230H13V231L10 232ZM117 230H119V231H117ZM252 230H255V231H252ZM6 231H8V232H6ZM40 231H42L43 234L48 233L49 235L52 232L50 230L49 224L44 225V227L41 228ZM110 231H111V233H110ZM127 231H128V233H127ZM10 233L13 234V236ZM143 233H144V235H143ZM241 233H243V234H241ZM156 234H157V236H155ZM177 234H179V236ZM188 234H191V235H188ZM99 235H102V236H99ZM221 235H222V237H221ZM242 235H245V236H242ZM226 236H227V238H226ZM238 236H240V237H238ZM103 237H105V238H103ZM157 237H159V238H157ZM200 237H201V239H200ZM197 238H198V240H197ZM123 239L125 240V242L122 241ZM190 239H191V241H189ZM230 240H231V242H230ZM236 240H237V242H236ZM13 241H15V242H13ZM130 241H132V242H130ZM255 241H256V243H255ZM101 243H102V245H101ZM159 243H161L163 249L161 248V251L160 252L158 251V253H157V250H159V247H160ZM11 244H12V247H11ZM134 244H135V246H134ZM230 244H232V245H230ZM164 245H165V247H164ZM128 246H129V248H128ZM124 247L126 249H124ZM3 248L6 249V251ZM149 248L151 251H148ZM84 249H86V251ZM121 249H122V251H121ZM166 249H170L168 253L165 252ZM14 251H15V253L13 254ZM90 251H91V253H90ZM72 252H73L74 257H72V255H71ZM138 252H140L141 255L144 254L146 256V260H142V261L138 260L137 261V260L133 259L134 255ZM2 253H4L5 255H3ZM82 253H84V254H82ZM210 253H212V255H210ZM261 253H262V255H261ZM13 255H16V256H13ZM88 255L89 256L91 255L92 257L91 256L89 257ZM258 255H260V256H258ZM11 256L14 258H12ZM56 256H57V258H56ZM105 256H106V258H105ZM208 256H209V258H208ZM185 257H186V259H185ZM240 259H241V261H240ZM204 260H206V261H204ZM56 261H57V263H56ZM87 261H88V263H87ZM129 262H131V263H129Z\"/></svg>",
    "mask_w": 264,
    "mask_h": 264
}]
</instances>
